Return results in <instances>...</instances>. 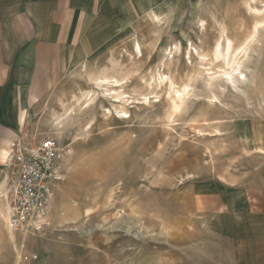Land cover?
Masks as SVG:
<instances>
[{"label": "rangeland", "instance_id": "1", "mask_svg": "<svg viewBox=\"0 0 264 264\" xmlns=\"http://www.w3.org/2000/svg\"><path fill=\"white\" fill-rule=\"evenodd\" d=\"M100 5L16 135L68 147L52 230L0 220V264H264L262 245L241 260L225 234L263 224L233 192L264 174V0ZM228 41L246 50L237 73L214 57ZM130 218L133 238L113 228Z\"/></svg>", "mask_w": 264, "mask_h": 264}, {"label": "crops", "instance_id": "2", "mask_svg": "<svg viewBox=\"0 0 264 264\" xmlns=\"http://www.w3.org/2000/svg\"><path fill=\"white\" fill-rule=\"evenodd\" d=\"M100 1L0 0V178L4 152L21 126L23 107L57 85L67 56H72ZM258 178L241 186L244 191L233 192L234 201H245L250 215L263 222L235 236L225 233L241 260L247 257L244 245H252V255L256 245L264 249V174ZM5 216L0 206V220Z\"/></svg>", "mask_w": 264, "mask_h": 264}, {"label": "built area", "instance_id": "3", "mask_svg": "<svg viewBox=\"0 0 264 264\" xmlns=\"http://www.w3.org/2000/svg\"><path fill=\"white\" fill-rule=\"evenodd\" d=\"M29 136L22 132L9 143L0 178L5 222L24 238L52 230L50 215L68 152L67 145L54 136Z\"/></svg>", "mask_w": 264, "mask_h": 264}, {"label": "bare ground", "instance_id": "4", "mask_svg": "<svg viewBox=\"0 0 264 264\" xmlns=\"http://www.w3.org/2000/svg\"><path fill=\"white\" fill-rule=\"evenodd\" d=\"M221 46L222 45H218L217 47H216V49H215V51H214V57H215V60L216 61H218V62H222L221 61V59L222 58H224V62L223 63H226L225 65L227 66V67H230V68H232V72L233 73H237L238 71H239V62H238V58L240 57L241 58V56H242V58L243 57H245L244 56V54L246 53V50L245 49H243V50H234L233 49V45L231 44V42H227V46H226V48H225V50H223V47H222V51H221ZM137 50H138V52L139 53H141V51H140V48L138 47L137 48ZM223 51H226V53H227V55H229V59H228V62H226L225 61V55L223 54ZM244 53V54H243ZM243 54V55H242ZM246 55V54H245ZM223 56V57H222ZM222 57V58H221ZM239 58V59H240ZM214 60V61H215ZM241 70V69H240ZM225 71H227V70H225ZM214 74H212V76H213ZM224 75H227V77L229 78H232L233 77V75L234 74H232V73H229V72H225L224 73ZM238 76H240V78H239V80H238V82H241V81H243L244 80V78L245 77H243V73H240ZM241 77H243V79H241ZM211 80L212 81H216V80H218L219 82L221 81V79H220V77H212L211 78ZM219 82H216V83H219ZM102 83V82H101ZM234 84H235V82H234ZM235 86V85H234ZM178 96H177V99L180 101V102H182V104L185 102V97H186V95H187V93H186V91L184 90V92L183 93H181V92H177L176 93ZM117 102H119V97H117ZM176 99V100H177ZM214 100L216 99V98H213ZM177 100V101H178ZM214 100H210V103H213L212 101H214ZM172 102V101H171ZM215 102H216V100H215ZM178 103V102H177ZM177 103L174 101L173 102V104H174V108L177 110V109H180L178 106H177ZM181 104V103H180ZM181 104V105H182ZM178 111V110H177ZM138 222L139 221H137V222H135V221H133V219H127V220H122V221H120L118 224H116L115 225V227H113L115 230H117V231H120V232H122V233H124L126 236H129V237H136L137 236V233H136V228H137V225H138ZM85 262L86 261H83V262H81V264H85Z\"/></svg>", "mask_w": 264, "mask_h": 264}, {"label": "snow or ice", "instance_id": "5", "mask_svg": "<svg viewBox=\"0 0 264 264\" xmlns=\"http://www.w3.org/2000/svg\"><path fill=\"white\" fill-rule=\"evenodd\" d=\"M188 62L190 63V61H188ZM165 79H166V77H165ZM228 79H229V81H231V78L230 77ZM241 79H243V77H241ZM185 91H187V89H185Z\"/></svg>", "mask_w": 264, "mask_h": 264}]
</instances>
